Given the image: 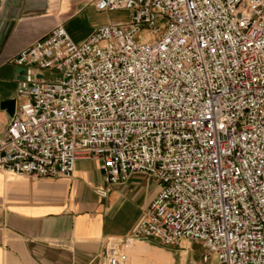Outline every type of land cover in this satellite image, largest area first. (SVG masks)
I'll list each match as a JSON object with an SVG mask.
<instances>
[{
	"label": "built area",
	"instance_id": "obj_1",
	"mask_svg": "<svg viewBox=\"0 0 264 264\" xmlns=\"http://www.w3.org/2000/svg\"><path fill=\"white\" fill-rule=\"evenodd\" d=\"M93 5L129 19L81 42L58 25L13 58L26 79L0 169L71 177L77 159H96L100 196L142 172L159 190L133 239H192L217 264H264V0Z\"/></svg>",
	"mask_w": 264,
	"mask_h": 264
},
{
	"label": "crops",
	"instance_id": "obj_2",
	"mask_svg": "<svg viewBox=\"0 0 264 264\" xmlns=\"http://www.w3.org/2000/svg\"><path fill=\"white\" fill-rule=\"evenodd\" d=\"M93 0H0V101L13 98L17 53L62 25L81 42L100 24ZM10 114L0 108V136ZM99 161L77 159L71 177L14 174L0 169V264H217L197 240L164 245L133 239V229L159 190L142 172L106 196Z\"/></svg>",
	"mask_w": 264,
	"mask_h": 264
},
{
	"label": "rangeland",
	"instance_id": "obj_3",
	"mask_svg": "<svg viewBox=\"0 0 264 264\" xmlns=\"http://www.w3.org/2000/svg\"><path fill=\"white\" fill-rule=\"evenodd\" d=\"M130 11L127 9L101 11L95 15L94 20L100 23L108 22H126L129 19ZM145 36V32L140 33V38ZM139 38V39H140Z\"/></svg>",
	"mask_w": 264,
	"mask_h": 264
},
{
	"label": "water",
	"instance_id": "obj_4",
	"mask_svg": "<svg viewBox=\"0 0 264 264\" xmlns=\"http://www.w3.org/2000/svg\"><path fill=\"white\" fill-rule=\"evenodd\" d=\"M15 72L17 74L18 80L26 79V69L24 67L16 66ZM15 104L16 99L14 97L9 99H3L0 101V108L5 109L10 114V116H12L15 111Z\"/></svg>",
	"mask_w": 264,
	"mask_h": 264
}]
</instances>
